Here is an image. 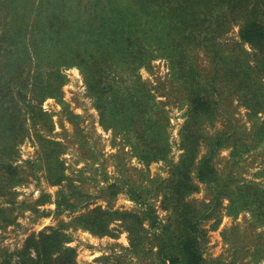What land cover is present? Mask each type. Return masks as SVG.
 <instances>
[{"label":"rangeland","instance_id":"374dc122","mask_svg":"<svg viewBox=\"0 0 264 264\" xmlns=\"http://www.w3.org/2000/svg\"><path fill=\"white\" fill-rule=\"evenodd\" d=\"M104 14L94 20L93 35L81 48L88 65L60 66L65 76L61 98L40 103L47 121L27 122L15 157L23 179L0 189V258L17 257L29 236L58 228L65 244L74 248V264H157L145 248L130 247L128 226L144 217L148 203L159 220L155 226H150L153 218L144 221L152 239L154 231L173 220L163 190L188 142L183 136L192 104L180 77L182 57L162 30L163 13L133 0H116ZM237 41L239 26L232 25L214 46H197L188 55L201 72L197 79L203 93L217 102L215 115L196 117L204 134L200 154L216 135L222 141L212 158L216 180L201 182L193 172L197 189L186 196L200 219L207 264H264V212L259 213L264 209V59L251 44ZM98 59L107 66L105 75L97 73ZM238 59L250 64L253 79L240 87L227 74ZM108 78L119 81L121 94L128 87L141 95L135 87L142 88L166 109L161 148L168 143L167 158L147 162L140 157L121 125L123 109L102 115L97 94L103 85L97 81L106 83ZM224 150L227 155H222ZM49 152L58 153L63 162L65 178L57 184L48 176ZM141 190L143 199L138 198ZM65 198L71 205L59 207L57 201ZM99 210L110 213L104 214L107 232L84 226L85 214L95 216ZM258 248L260 255L255 254Z\"/></svg>","mask_w":264,"mask_h":264},{"label":"trees","instance_id":"16d2710c","mask_svg":"<svg viewBox=\"0 0 264 264\" xmlns=\"http://www.w3.org/2000/svg\"><path fill=\"white\" fill-rule=\"evenodd\" d=\"M133 1L146 10L156 7L163 13L159 16L163 21L162 30L168 36L169 44H174V49L182 57L178 60L180 77L192 104V116L184 127L183 138L188 142L183 146L182 157L163 190V197L174 212L173 220L166 223L161 231H154L152 239L144 227V221L153 218L150 226H155L159 220L148 203L144 217L135 219L128 226L130 247L134 250L140 248V251L142 247L145 248V254L148 252L156 256L157 264H207L200 246V219L196 218L198 213L186 201V196L197 189L193 172L201 182L216 180L212 158L222 141L216 135L206 152L200 154L204 134L201 128H197L199 123L196 117L215 115L217 102L203 93L204 89L197 79L201 72L196 70L188 55L197 46H214L218 36L226 33L232 25H238L240 41L236 44H251L264 59V0ZM115 2L0 0V189L22 181L15 157L19 144L26 136L28 120L32 124L48 120L40 103L48 97L61 98L65 76L60 66L88 65V59L82 58L81 48L93 35L94 20L100 15L105 18L107 6L112 9ZM77 8L80 12L75 15ZM99 61H95L97 73L105 75L107 66ZM181 63H185L186 67ZM261 64L263 68L264 61ZM250 68L249 63L244 66L238 59L234 70L227 69V74L230 78L238 79L235 85L240 87L244 81H253ZM105 81H97L103 85L97 94L102 115H107L112 109H123L124 114L119 113L122 115L121 125L130 144L140 151V157L147 162L167 158L168 143L161 148L162 129L166 128L168 122L166 109L160 107L154 95L142 88L135 87L141 95H135L128 87L123 88L121 94L119 81L114 78ZM110 82L118 87L114 88ZM260 130H264V125ZM46 140L52 145H59L55 140ZM49 153L48 176L57 184L65 178L63 162L58 153ZM144 192L141 190L139 199H143ZM57 204L59 207L71 205L66 198L57 201ZM260 210V214L264 212V209ZM97 212L95 216L83 215L87 219L84 226L96 233L107 232L108 219L104 214L109 212ZM203 215L207 216L206 213ZM65 241L58 228L42 230L28 237L17 257L9 254L0 258V264H74V248L67 246ZM259 251L258 248L255 254L260 255Z\"/></svg>","mask_w":264,"mask_h":264},{"label":"clouds","instance_id":"9594fccd","mask_svg":"<svg viewBox=\"0 0 264 264\" xmlns=\"http://www.w3.org/2000/svg\"><path fill=\"white\" fill-rule=\"evenodd\" d=\"M142 71H143V70H142ZM47 103H48V102L46 101V102H45V105H44L45 108H47ZM222 155H227V150L222 151ZM45 222H47V221H45ZM121 239L123 240V236L121 237ZM124 242L127 243L126 240H125Z\"/></svg>","mask_w":264,"mask_h":264}]
</instances>
